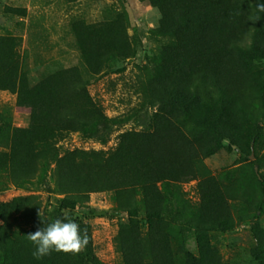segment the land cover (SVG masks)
<instances>
[{
	"label": "rangeland",
	"instance_id": "1",
	"mask_svg": "<svg viewBox=\"0 0 264 264\" xmlns=\"http://www.w3.org/2000/svg\"><path fill=\"white\" fill-rule=\"evenodd\" d=\"M120 15L126 17L129 36L133 39L137 33L141 39L137 56L112 70L92 74L81 52L75 26L111 22ZM161 20L160 9L142 0H0V40L13 41L19 55L18 73L25 75L30 84H37L54 73L77 69L90 95L109 118L129 114L142 101L137 94L138 66L143 60L155 63L160 40L155 30ZM258 46L264 47V38ZM212 102L216 124L211 130L204 129V135L197 136L196 141L199 147L204 145L198 176L172 184L170 204L165 206L153 229L150 230L147 216L141 213L143 206L136 218L119 212V202L127 198L125 193L115 190L91 193L86 207L72 212V219L90 226L92 249L102 264L138 262L140 249L144 260L148 256L155 259L159 243L160 249L170 248L181 254L174 264H185L184 254L198 256L200 248L204 249V264H264V195L258 176L264 178V53L250 61L239 83L216 91ZM30 112L29 107L20 105L15 90L0 88L2 264L12 263L15 240L32 226L24 215L26 207L34 208V213H44L62 198L38 189L43 186L38 185L42 181L40 175L21 188L15 181L12 170L15 130L29 127ZM154 112L152 109L144 112V123L149 122ZM145 129L134 122L110 124L106 141L68 132L54 138L51 145L59 157L76 152L86 158H106L116 150L123 134ZM252 161L259 163L257 173ZM49 163L48 167H40L48 177L56 169L54 161ZM162 186L159 183L160 189ZM54 187L52 182L51 188ZM79 254L68 253V257H75L77 263ZM164 257L171 262L169 253Z\"/></svg>",
	"mask_w": 264,
	"mask_h": 264
},
{
	"label": "trees",
	"instance_id": "2",
	"mask_svg": "<svg viewBox=\"0 0 264 264\" xmlns=\"http://www.w3.org/2000/svg\"><path fill=\"white\" fill-rule=\"evenodd\" d=\"M142 1H149L162 13L160 26L155 30L160 39L158 55L154 64L143 60L138 66L137 94L142 101L125 116L109 118L90 95L77 69L60 71L30 84L17 71L19 55L13 41L0 40V88L15 90L20 105L31 111L29 127L15 130L13 175L20 188L40 175L42 181L38 185L43 186L39 190L62 196L44 211L43 216L49 222L71 218L76 208L86 207L91 193L115 190L125 193L127 198L119 202V212L129 213L133 218L143 213L150 222V230L153 229L165 206L170 204L172 184L198 176L204 145L196 144L197 136L201 137L204 129L211 130L216 124L212 116L216 91L239 83L250 61L264 53V47L258 46L264 38V13H259L260 19L255 22L249 19L256 15L257 0ZM259 2L264 4V0ZM126 21L120 15L111 22L76 24L80 49L92 74L112 70L117 64L136 58L141 39L137 33L133 39L129 36ZM252 31L254 43L250 41ZM148 109L155 112L144 123V112ZM130 122L145 127V131L123 134L116 150L106 158H86L76 152L59 157L51 145L54 138L68 132L106 141L110 124ZM51 160L56 169L48 177L40 167H48ZM251 164L257 173L258 161ZM258 176L264 195V178ZM33 211L34 208L26 207L24 215L32 226L15 240L11 264H102L93 252L90 236L87 247L77 256V263L75 257L63 252L35 259L34 245L26 235L44 227L46 221L42 223V218ZM75 222L81 229L87 228L89 235L90 226L86 222L80 219ZM157 248L155 259L148 256L144 260L140 249L138 262L128 260V264H174L181 255L170 248L160 249V243ZM166 252L171 262L166 261ZM183 257L185 264H204V249L198 250V256L185 253Z\"/></svg>",
	"mask_w": 264,
	"mask_h": 264
},
{
	"label": "clouds",
	"instance_id": "3",
	"mask_svg": "<svg viewBox=\"0 0 264 264\" xmlns=\"http://www.w3.org/2000/svg\"><path fill=\"white\" fill-rule=\"evenodd\" d=\"M255 16L249 19L253 22L260 19L259 13H264V4L257 0L255 4ZM38 215L45 222L44 227H38L36 231L28 233L27 239L34 245L32 256L39 260L52 252L79 254L87 247L89 235L87 228L81 229L75 220L65 217L49 222L40 211Z\"/></svg>",
	"mask_w": 264,
	"mask_h": 264
}]
</instances>
